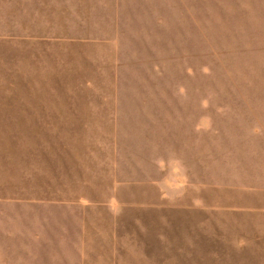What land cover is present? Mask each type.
Wrapping results in <instances>:
<instances>
[{"label": "rangeland", "instance_id": "obj_1", "mask_svg": "<svg viewBox=\"0 0 264 264\" xmlns=\"http://www.w3.org/2000/svg\"><path fill=\"white\" fill-rule=\"evenodd\" d=\"M0 264H264V0H0Z\"/></svg>", "mask_w": 264, "mask_h": 264}]
</instances>
